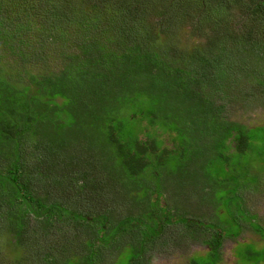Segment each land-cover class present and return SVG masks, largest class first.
I'll list each match as a JSON object with an SVG mask.
<instances>
[{
	"label": "trees",
	"instance_id": "1",
	"mask_svg": "<svg viewBox=\"0 0 264 264\" xmlns=\"http://www.w3.org/2000/svg\"><path fill=\"white\" fill-rule=\"evenodd\" d=\"M39 1L0 0V207H8L3 229L17 247L30 240L25 217L33 212L47 231L65 217L79 231L76 244L56 232L61 241H53L45 254L37 246L42 264H113V247L138 254L128 264H144L159 239L150 235L139 243L136 221L166 213L169 220L154 225L166 247L179 241V227L170 224L169 216L182 214L183 229H196L212 208L218 209L214 194L224 191L243 200L247 187L236 180L250 172L245 155L254 135L249 133H264V126L225 120L231 90L219 91L216 82L228 83L221 80L229 81L235 67L233 48L241 52L237 68L245 63L247 51L264 58V0H205L204 18L215 16V6L227 19L235 7L255 27L239 35L226 30L217 39L200 18L199 30L209 48L192 51L172 45L190 15L185 0L171 7L166 0H136L133 6L126 4L134 0H121L120 8L119 0H109L119 9L110 16L103 8L104 17L89 15L88 4L99 5L92 0ZM156 15L163 18L158 28L150 21ZM73 22L83 28V43H75L68 33ZM39 29L38 39H27ZM161 34L171 38L161 39ZM54 38L73 39L79 50L61 52V66L51 70L49 47H41L53 44ZM91 38L96 40L89 42ZM168 45L167 52L157 53ZM6 55L18 60L19 68L5 63ZM243 65L251 72L250 65ZM259 85H264L261 80ZM232 144L235 152L228 153ZM253 146L260 148L255 141ZM39 187H46L47 195ZM190 189L203 193L208 206L194 205ZM73 197L74 210L62 205ZM209 242L211 238L205 244ZM201 258L190 264H200Z\"/></svg>",
	"mask_w": 264,
	"mask_h": 264
},
{
	"label": "rangeland",
	"instance_id": "2",
	"mask_svg": "<svg viewBox=\"0 0 264 264\" xmlns=\"http://www.w3.org/2000/svg\"><path fill=\"white\" fill-rule=\"evenodd\" d=\"M29 1L32 5L40 4L39 0ZM166 1L168 2V7H171L174 4H178L179 0ZM185 1L190 4V6H188V8H190V15L186 17V20H184L185 23L181 30V37L178 40L172 42V45L173 43H177L176 46H181L182 50L186 49L189 51H192L196 46H202V49H207L209 48V40L207 37L203 36L202 33H200L201 30H199V23L201 25L203 24V22H199V19L204 18V16L208 13L202 5L205 0H200L201 4L197 2L198 0ZM92 2L95 5H99L98 7H93L88 4L91 10L89 15L91 13L102 14L103 17L106 16V12H108V14L111 16L115 11V8L119 9L124 3L123 1L119 0L118 8V5L111 7V1L109 0H92ZM135 2L136 0L132 2L127 1L126 5L133 6ZM159 2H161V0H159ZM172 2L174 4H172ZM208 7L211 8V4H209ZM214 7L211 11L212 15L215 16L210 18L208 17V14V16L203 20H205L204 22L206 24L212 26L211 35L217 39L223 36L222 33H224L226 30H230L233 35H239L240 33H247L250 31L251 26L255 27L253 23L248 22L249 20L245 14L246 12L242 9L236 10L235 7H233L234 10L231 11V17L226 15L228 16L226 19L223 15L222 9ZM103 8L106 9V12L103 11ZM188 8L187 10L189 11ZM214 10H218V14L217 11ZM226 12L230 15V12ZM43 17L44 16L42 15V18ZM221 17L223 19H220ZM72 18L73 16L71 15L70 19L72 20ZM160 19L163 18L161 16L158 17L157 15L155 17H151L150 21H153V27L158 28L161 26L160 23L163 20ZM73 24L74 26H69L68 33H73L76 43V41L79 42L81 41L80 39H82L83 28H80L77 22H73ZM106 24L108 26V22ZM106 24H104L102 27L104 28ZM113 29L114 27L111 28L112 33L114 32ZM39 32L40 29L29 33L27 39H38ZM117 32H121V29H118ZM176 36L177 35L173 36V38ZM67 38H69V36H64L63 39ZM170 38V36L168 38L166 35L163 36L161 34V39L168 40ZM74 40L70 39L69 41H63V43L62 41H58V39L54 38L55 42L53 44L50 43V45H42L41 49H44L45 46L49 47L47 51L50 54L49 67L51 70H56L57 67L61 66L62 61L59 56L61 52H67L68 54L78 53L79 47L73 43ZM95 40V38H91L88 41L93 43ZM217 42L220 44L219 41ZM168 48L169 45L161 48L160 51H157V53L160 55L161 52H167ZM253 52L254 51H247L246 53H243V59L245 60V63L250 65V72L249 69H245L246 67L243 65L245 63H240L239 68H237V62L241 52H239L237 48H233L232 62L233 66L236 68L233 67L234 69L231 70L230 66L226 67L231 70L230 72L232 74H228L227 78L229 81L221 80V82L224 81V83H228L223 85L220 82H216V84H218L219 91L227 90L228 92V90H231L228 92L230 94H227L229 98L225 101L226 117H224V119L229 122L238 123L240 125L243 124L247 127L264 126V85H259L260 80L262 84H264V58H254ZM0 55L3 54L0 52ZM216 57L220 58L219 60L222 64L224 63L222 57H220V54H218ZM3 59V61L9 65L13 64L15 66L18 63V60H14L8 55H6ZM17 67L19 68V64ZM238 70L239 73L236 74ZM252 72L254 78L252 77ZM246 73H249V75L247 76ZM257 73H259V79L257 77ZM246 93L247 95H245ZM239 96L240 99L238 102L240 103L235 100L239 98ZM249 134L254 135V137L250 138L251 143L245 155V160L247 158L250 160V172H248L244 178L236 180L240 185L243 184V186L246 185L247 187V189L242 192L241 195L243 200H241L236 195H227L224 193V191H221L219 194H214V197L217 198L216 204L218 205V209L212 208L209 217H206L204 220H202L203 218L200 219L201 221H199V223L196 225V229L188 228L189 225H185L188 229H183L181 225L182 223L179 222L183 218L182 214H175L172 215V217L169 216L170 224H174V227L176 228L179 227L178 231L175 228L176 239L179 241L177 244H165L166 247L163 246V236L158 237L159 233L155 232L156 228L154 227V225L158 226L160 222L169 220L166 213L164 216L163 214H158L159 218H148L147 221H136L135 223L138 225L136 231L139 243H142V241L147 242L146 240L150 235H152V238L156 237L154 238L155 240L157 238L159 239L153 242L152 250L147 254V260H145L147 264H190L191 260L196 258L200 259L201 257V261H199L200 264H214L215 260H218L216 261L217 264H264V133L260 130H251ZM255 139L260 141L258 142ZM254 141L256 145L260 146L258 151L254 149ZM231 148V152L228 151V153L235 152L236 146L234 144L231 145ZM54 161L55 159L53 158L51 162ZM51 165L54 166L53 164ZM0 168L3 169L4 167L0 166ZM1 172L2 170H0V173ZM190 172L193 173L194 171ZM238 175L240 176L241 173H238ZM32 183L35 187L36 181H33ZM235 184L237 187V183ZM38 190L43 192L42 194L47 195L46 187L44 189L39 187ZM188 194L190 195L194 205L195 203H198L203 207L208 206L207 202H204L203 200V193L201 194L200 191L198 192L196 189H190ZM51 196L53 197V195ZM211 196H213V193H211ZM47 197H49V195ZM75 200L76 198L73 197L67 201H61L65 202L66 205L63 203L62 205L67 207V209L74 210V204H72V201ZM2 209L3 211L0 212L3 213V216H0V264H42V257L37 256V246L44 248V250L42 249V254H45L49 250V246L53 241L55 243L61 241L58 240L59 237L55 235L57 234L56 232H58L59 235H63V233H65L66 238L62 237V240L65 242L71 241L74 244L77 243L75 240V234H78L79 231L76 232L74 229L72 220H68L65 217L64 223L57 222L56 225L53 224V228L52 226L50 227V231H47L44 229V226L46 225H44V223H42L39 219L35 218V214L31 212V216L29 215L25 217V221H28V230H32V232L28 233L30 235V237L28 236L30 240L25 241L24 246L22 244L21 247H17L15 245V240H13V235L3 229L4 226H6L4 219L7 214L5 210H7L8 207L2 206L0 207V210ZM58 226L59 228H57ZM198 226L201 227L198 228ZM46 234L51 235L50 239L46 236ZM210 238L213 242L205 244V241ZM126 239H128V237H126ZM32 240L36 243L31 244ZM122 240L124 241V239L119 237V241ZM187 243H189V245H187ZM219 243H221V246L218 250L217 256H215V252L210 251V248L219 246ZM139 247L140 246L137 243V248ZM110 251L114 255L119 254V259H116V256L114 255L112 256L113 258L110 257L111 259L116 260L113 264H128L132 258L138 255L133 253V251L128 248L120 253L119 250L115 249V247L112 249L110 248ZM105 253L108 254L109 250L105 251ZM109 262V264H111V261Z\"/></svg>",
	"mask_w": 264,
	"mask_h": 264
},
{
	"label": "crops",
	"instance_id": "3",
	"mask_svg": "<svg viewBox=\"0 0 264 264\" xmlns=\"http://www.w3.org/2000/svg\"><path fill=\"white\" fill-rule=\"evenodd\" d=\"M210 251H212V248H210ZM215 254H218V250L215 252ZM219 259V258H218ZM144 264H147L146 262ZM217 264V263H216Z\"/></svg>",
	"mask_w": 264,
	"mask_h": 264
}]
</instances>
